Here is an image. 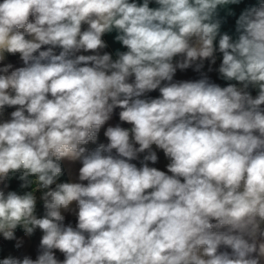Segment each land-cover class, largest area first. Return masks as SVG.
<instances>
[{"label": "clouds", "instance_id": "clouds-1", "mask_svg": "<svg viewBox=\"0 0 264 264\" xmlns=\"http://www.w3.org/2000/svg\"><path fill=\"white\" fill-rule=\"evenodd\" d=\"M240 3L0 0V235L41 233L0 264H264V2L222 32ZM116 109L131 127L86 147ZM65 160L76 180L57 182Z\"/></svg>", "mask_w": 264, "mask_h": 264}, {"label": "crops", "instance_id": "crops-1", "mask_svg": "<svg viewBox=\"0 0 264 264\" xmlns=\"http://www.w3.org/2000/svg\"><path fill=\"white\" fill-rule=\"evenodd\" d=\"M124 51H126V49ZM84 54H90V53H84ZM216 55H217V61H216V65L213 66L214 68H217L219 66L221 59H222V54L217 53ZM5 63H12L14 65V67L22 66V62L20 61L19 54L7 55ZM207 64H208V62L205 61V70L207 68ZM209 76L214 82L220 84L221 87L227 86V84L221 82V79L219 78L218 73H216L215 71L209 73ZM198 78H199V73L195 72L192 68H189L185 71L177 70V73L174 77V79H176V80H195ZM233 83H236V82H233ZM249 90L254 97L257 95V91L255 89L250 88ZM159 95H160V93L158 90L152 91V97L153 98H156ZM14 110H15V107H7L6 106L3 116L0 117V121H2L4 119H9L10 113ZM119 111H120L119 109L114 110L112 118L108 122H106V124L101 128L100 133L98 135L97 143L96 144L90 143L86 147L95 148L97 146V144H99V143H105L106 144L108 141H107V138L104 136V131L106 130V128L108 126H116L117 124H120L121 127H125V128L131 127V125H129L125 122H121L119 120ZM152 150L157 153L158 162L155 164H152L151 162H149V166L155 167L158 170L167 172L166 165L170 162L169 159L167 157H165L163 151L156 148L155 145L152 146ZM146 154H147L146 152L141 153L139 159L136 161H133V163H136L137 166L139 167L140 166V160H142L143 156ZM61 164H62V168H63V175L60 177V182L75 181L77 174H78V169L81 166L79 164V162L70 163V162L65 160V161H62ZM69 222L72 223L73 225H75V223H76L75 217L72 215H67L66 216V223H69ZM40 237H41L40 232L35 234L31 240L30 244L26 248L25 254L31 255L33 259H35L36 254H37V248L39 245ZM56 255L59 259H61V260L63 259V255L61 253H59L58 251L56 252Z\"/></svg>", "mask_w": 264, "mask_h": 264}, {"label": "built area", "instance_id": "built-area-1", "mask_svg": "<svg viewBox=\"0 0 264 264\" xmlns=\"http://www.w3.org/2000/svg\"><path fill=\"white\" fill-rule=\"evenodd\" d=\"M104 39H105V37H104ZM105 41H106V39H105ZM58 51L59 50H57V52ZM104 51L111 52L113 55V58L115 59V54L112 52L110 47L106 48ZM147 95L152 97V92L148 93ZM18 175L19 174H17V176ZM60 177H59L57 182H60ZM8 183H9V189L10 190H19V183L20 182L15 176ZM37 195H39V193H37ZM38 209H39L40 214H42V211H43L42 205L38 204ZM38 232H40V231L37 230L32 236L29 237V236L25 235V233L23 232L22 229L18 228L16 230L15 234H16L18 239L23 240V246L20 249H16V247H15L16 241L15 240L7 241L3 238L2 235H0V259L5 258L9 254L14 255V256H19V255L25 254L26 248L30 244L34 235L37 234Z\"/></svg>", "mask_w": 264, "mask_h": 264}, {"label": "water", "instance_id": "water-1", "mask_svg": "<svg viewBox=\"0 0 264 264\" xmlns=\"http://www.w3.org/2000/svg\"><path fill=\"white\" fill-rule=\"evenodd\" d=\"M136 2L142 3V0H136ZM264 2V0H241V3L239 5L232 6L235 16L228 17L226 19V22L223 24L221 31L222 32H227L230 35H235V20L238 18L239 14L241 11H243L245 8L250 7V6H258L259 3ZM150 7H157V5L152 2L149 5ZM221 15H224L223 12H221ZM116 35L115 32L111 34H107L105 36L106 42L108 43L110 49L112 52L115 54L117 50L124 51L125 48L119 43L114 40V36ZM221 82L228 84V83H233L235 81H224L221 79Z\"/></svg>", "mask_w": 264, "mask_h": 264}]
</instances>
